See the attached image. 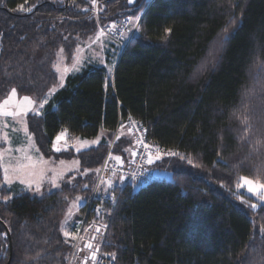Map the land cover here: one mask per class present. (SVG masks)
I'll list each match as a JSON object with an SVG mask.
<instances>
[{
    "label": "trees",
    "instance_id": "1",
    "mask_svg": "<svg viewBox=\"0 0 264 264\" xmlns=\"http://www.w3.org/2000/svg\"><path fill=\"white\" fill-rule=\"evenodd\" d=\"M92 6L93 0H0V101L12 89L43 99L59 85V57L71 65L99 24L139 22L113 74L90 65L69 75L43 117H28L45 159L78 161L80 169L39 197L2 188L0 264H68L67 210L77 197L90 200L114 138V155L128 161L134 141L118 133L129 116L150 140L198 166L179 156L156 161L154 170L171 181L117 188L115 210L93 203L85 228L94 242L102 236L100 247L117 264H259L252 248L264 251V210H252L253 199L242 194V202L236 189L240 176L264 182V0H102L99 24ZM61 133L104 137L89 150L57 153Z\"/></svg>",
    "mask_w": 264,
    "mask_h": 264
},
{
    "label": "rangeland",
    "instance_id": "2",
    "mask_svg": "<svg viewBox=\"0 0 264 264\" xmlns=\"http://www.w3.org/2000/svg\"><path fill=\"white\" fill-rule=\"evenodd\" d=\"M135 24H137L135 19H132ZM99 24V30L94 34L90 39L86 40L85 42L81 43L80 47L76 51L75 58L73 60V63L67 64V61L59 57L57 68H59L58 74L60 76V83L59 85L54 88V92L51 91L46 97L49 101L55 97L57 92H59L61 89L65 87L66 79L69 75L81 73L82 70L87 66H95V67H106L111 68L113 70L118 58L121 56L123 47L120 44L115 43L111 39L107 37V35L104 34V32L100 29L101 25ZM135 27L132 25L129 29V32H133ZM101 32H103V35H101ZM130 36H126L124 38V42L129 40ZM79 69V70H77ZM112 72V71H111ZM110 74V73H109ZM61 78L63 82V87L60 86L61 84ZM25 96L17 95L11 96V93L0 101V106H3V110L7 112L12 111H23L22 116H5L0 115V176L2 175V180H0V193L2 188L8 187L13 188L14 186H19L23 190L29 191L30 194H32L34 197H39L43 194L44 188H47V191L53 192L61 188V182L63 181L66 174L72 173V172H79V169L76 165H78V161H63V163H55L53 160H48L45 162V157L40 152L37 143L35 141L34 136L29 130L28 125V117L30 115L36 116V117H43L45 114L46 106L49 104H46L43 109H39L40 115H35V112L38 110V106L36 105H28L26 101L24 100ZM33 101H42L43 99H38L37 97L33 96H27ZM9 100V104L7 106H4V101ZM125 135V137L131 141H134V149L129 155L128 161L121 158L122 164L129 166L133 159L135 157L132 156V153H137V144L135 142L134 136L131 134V132L123 125L121 129L119 130L118 137H122ZM104 136L99 137L97 140H75L74 138L64 136V138L54 143V151L57 153L62 152H69L74 151L75 153H79L81 151L89 150L90 148L97 147ZM116 137V136H115ZM115 141V138H114ZM113 141V143H114ZM110 144V148L114 146ZM59 148L60 151H56V148ZM110 150V149H109ZM47 160V159H46ZM121 163V162H119ZM159 162H155L151 165V170L154 173V176L157 180L159 179H167L169 181L172 180L170 175H167L164 172H160L157 170H154V166L158 164ZM9 169V179L6 182L5 181V172L4 169ZM13 168H18L19 171L13 172ZM76 169V171H75ZM79 174V173H78ZM164 175H167L166 177ZM55 179L56 184L58 187H53L52 181ZM21 181H24V183H21ZM118 182L120 186H123V181H113ZM240 182V180H239ZM238 182V184H239ZM98 184V180L96 181V186L93 189L92 195L90 200L88 201V204L85 206V208H88L89 203L91 202V199L93 197V194L96 190ZM29 185H31V188H29ZM39 187L40 191L37 192L36 188ZM108 188L106 183H103L99 192L98 197L102 196V192L104 188ZM135 189H138L137 186H135ZM236 193L238 195L243 194L248 197H251L253 199L252 203H257L258 208L260 205L259 197L258 196H252L251 194H248L244 189H236ZM0 202H3V200L0 198ZM82 199L80 200H74L72 203H70V207L67 210L66 213V219L65 223L67 224V229L65 232H69L70 235L67 237L71 240V246L72 251L70 254V258L73 253V249L75 246V239H72L73 236H77V233L74 235L71 234V230L75 229V227L82 221L84 218L83 215H81L80 218L76 217L74 219L73 212L74 207H78L81 204ZM80 204V205H79ZM251 204V203H250ZM84 205V204H83ZM246 208H249L247 205H245ZM80 208V207H79ZM251 208V207H250ZM252 209V208H251ZM256 209V210H257ZM253 210V209H252ZM85 215V214H84ZM105 228V226H102ZM84 231L82 240L79 245V249L76 252L77 256L74 258L72 264H83V261L87 259V264H94V261L91 259V256L93 252L95 251V255L97 254V250L100 248V238L102 236H98V240L95 244H93V249L90 250L88 253L86 252L84 255H86V258L84 259V255L82 256L79 251L80 248L83 245V241L85 236L90 237L93 233L91 231ZM86 233V235H85ZM88 235V236H87ZM94 237L96 238V235L94 234ZM84 252V251H83ZM69 258V259H70Z\"/></svg>",
    "mask_w": 264,
    "mask_h": 264
},
{
    "label": "built area",
    "instance_id": "3",
    "mask_svg": "<svg viewBox=\"0 0 264 264\" xmlns=\"http://www.w3.org/2000/svg\"><path fill=\"white\" fill-rule=\"evenodd\" d=\"M101 1L102 0H95V6H92V9L90 10L88 9V12L92 11L93 15L98 21V24L100 23L99 4ZM137 24L139 25V22ZM131 26L132 24H129V19H125L123 21H115L107 26H101L100 29L104 32L105 35H107L109 39H111L117 44L122 45L124 50L127 48L131 39L137 33L136 28L132 33L129 32ZM128 35L130 36L129 40L127 39V41L124 42V38ZM129 117L125 122H123L122 119H120L119 125H125V127H127V129L134 136L135 142L137 144L136 156L132 161V163L129 166H126L117 162L114 159L115 157L113 152L114 146H112L108 151L105 161L99 170L98 185L93 194L90 205L84 215V218L74 229L75 233H77L76 241H75L76 244L74 246L73 253L71 258L69 259L68 264H72L74 258L77 256L76 252L79 249V245L84 234L87 215L90 212L92 204L95 202H100L102 204L110 206L112 210H115L117 208L118 197L114 193L107 194L103 198L98 197L100 186H102L103 184L102 181H108V180H111L112 182L116 180L121 181L119 178L120 176H123L125 177V179L123 180V186L121 187L122 188L121 190H123L130 185L145 186L156 180L154 173L150 168L151 165H148L146 163L147 155L149 151L155 153L157 148H159L162 152H166L168 150L162 147L161 145L157 144L156 142L150 140L144 125L139 121L135 120L133 117H131L132 119L129 120ZM145 144L148 145V148L144 147ZM170 157L172 156L164 155L162 156V159H166ZM113 173H115V175H113ZM113 197H115L114 201H113ZM99 233L100 232L96 231V234L99 235ZM96 257L97 258L94 261V264H117L116 261L112 259V254L108 253L101 247L97 250Z\"/></svg>",
    "mask_w": 264,
    "mask_h": 264
},
{
    "label": "snow or ice",
    "instance_id": "4",
    "mask_svg": "<svg viewBox=\"0 0 264 264\" xmlns=\"http://www.w3.org/2000/svg\"><path fill=\"white\" fill-rule=\"evenodd\" d=\"M129 3H133V0H128ZM93 6H95V0H93ZM235 18L233 17V19L229 22V26H231L232 24H235ZM129 24H132L137 31H139V25L138 24H135L133 22V20L131 18H129ZM228 31V28L226 27L224 29V32L226 33ZM166 32H171V29H166ZM101 35H103V32H101ZM227 39H230L229 37L225 36V40ZM209 56L210 58H212L213 60L215 59V56L213 53H209ZM79 70V69H77ZM204 70V66L201 65L200 67H198L196 70H195V73H201L203 72ZM57 71H59V68H57ZM109 73H111L112 69L109 68L108 69ZM194 73V74H195ZM61 87H63V82H62V78H61V84H60ZM54 92V90H51ZM252 90L249 89V90H246L245 92V95H249V93L251 92ZM17 95V90L16 89H12L11 91V96H16ZM24 100L26 101V103L30 106L32 105H36L38 106V110L35 112V115H40V112H39V109H43L45 107L46 104L49 103L47 97H45L42 101H33L31 100L29 97L25 96L24 97ZM4 106H7L9 104V100H5L4 102ZM248 107V106H246ZM24 113L23 111H12V112H7V111H4L3 110V106H0V115H5V116H22ZM132 118L129 117V120H131ZM241 124L244 126V131H245V138H247V135L248 133L251 132V124L249 123V118L248 117H244L243 119H241ZM65 134L64 133H61L59 135L56 136V141L59 142L61 141L63 138H64ZM142 142V141H141ZM261 143V140L260 139H257L256 140V144H260ZM145 148H148V145H144ZM56 151H60V149L57 147L56 148ZM164 155H168V156H179V158L181 160H184V159H187V163L192 165L193 167H197L198 165L194 164L193 163V160L191 158H188V157H185L183 155H180V153L178 152H175V151H171V150H168L166 152H162L159 148L156 149L155 153H152L151 151H149L148 155H147V158H146V163L148 165H152L153 163H155L156 161H159L162 159V156ZM132 156L135 157L136 156V153L133 152L132 153ZM114 159L117 161V162H121L122 164V161H121V157L120 156H115ZM63 163V161L61 162ZM13 172H17L19 171L18 168H13L12 169ZM4 172H5V181L7 182L8 179H9V176H8V173H9V169L8 168H5L4 169ZM260 174L264 175V169H261L260 170ZM113 175H115V173H113ZM134 178V177H133ZM121 181H123L125 179V177L123 176H120L119 178ZM240 182L239 184L237 185L238 189H244L248 194H251L252 196H258L259 197V201L261 202L259 207L261 210H264V182L260 181V180H254L250 177H247V176H240ZM21 183H24V181H21ZM102 183H106L107 186L109 188H112V181L111 180H108V181H102ZM52 184H53V187H58V185L56 184L55 182V179H53L52 181ZM85 187H87V185H85ZM29 188H31V185H29ZM36 191L39 192L40 189L39 187L36 188ZM238 198L241 199L242 202H244V199L245 197L241 194V195H238ZM77 200H80V197H77ZM115 200V197H113V201ZM5 202H7V199H5ZM250 207L253 209V210H256L257 207H258V204L257 203H251L250 204ZM97 212H99V209L96 210ZM105 227H107V225H105ZM96 231L97 232H100V228L97 227L96 228ZM64 235L65 237H68L70 235L69 232H64ZM76 237L73 236L72 239H75ZM261 238L264 239V230L261 231ZM92 239L94 240L95 237H92ZM87 248L89 249H92L93 248V245L92 243H88L86 245ZM252 252L255 253V260H258L259 261V264H264V251L260 250V249H257V248H252ZM39 253H37V255L34 257L35 260H39ZM96 255H95V251L93 252L92 256H91V259L93 261L96 260ZM112 259L115 260V254L113 253L112 254ZM84 264H87V261L84 262Z\"/></svg>",
    "mask_w": 264,
    "mask_h": 264
},
{
    "label": "crops",
    "instance_id": "5",
    "mask_svg": "<svg viewBox=\"0 0 264 264\" xmlns=\"http://www.w3.org/2000/svg\"><path fill=\"white\" fill-rule=\"evenodd\" d=\"M117 64V63H116ZM116 64H115V66H114V68H113V70H112V72L110 73V75L111 74H113L114 73V71H115V67H116ZM103 68H106V67H103ZM107 70H108V68H106ZM109 72V71H108ZM60 83V82H59ZM75 140H81V139H75ZM81 152H83V151H81ZM46 161H48V160H46L45 159V162ZM77 167H78V169H80V167H79V163H78V165H76ZM75 171H76V169H75ZM72 173H75V172H72ZM70 174V173H69ZM69 174H66L65 175V177L67 176V175H69ZM167 175H169V174H167ZM167 175H164L165 177L167 176ZM65 177H64V179H63V181L65 180ZM63 181L61 182V184L63 183ZM121 186H120V184L118 183V182H114V183H112V188H104L103 189V192H102V196H104V195H106V194H109V193H113L117 188H120ZM82 199V202H81V204L82 205H80V206H78V207H74V212L72 213L73 214V216H74V219L76 218V217H78V218H80L81 217V215H82V213H81V211L85 208V206L88 204V201H89V198H87V197H82L81 198ZM84 204V205H83ZM80 207V208H79ZM87 231H88V229H87ZM85 235H86V233H85ZM88 236V235H87ZM92 237H94V235L92 234L90 237H86L85 236V238H84V240L85 241H83V245H82V247H81V250H80V254L83 256L84 255V252H89V248H87L86 247V245L90 242V243H92V245L94 244V240L92 239ZM84 251V252H83Z\"/></svg>",
    "mask_w": 264,
    "mask_h": 264
},
{
    "label": "water",
    "instance_id": "6",
    "mask_svg": "<svg viewBox=\"0 0 264 264\" xmlns=\"http://www.w3.org/2000/svg\"><path fill=\"white\" fill-rule=\"evenodd\" d=\"M125 50H126V49H124V50H123V52H122L121 56L123 55V53H124V51H125ZM121 56H120V58H121ZM120 58H119V60H120ZM119 60H118V62H119Z\"/></svg>",
    "mask_w": 264,
    "mask_h": 264
},
{
    "label": "bare ground",
    "instance_id": "7",
    "mask_svg": "<svg viewBox=\"0 0 264 264\" xmlns=\"http://www.w3.org/2000/svg\"><path fill=\"white\" fill-rule=\"evenodd\" d=\"M91 9V8H90ZM134 30V29H133ZM132 33V32H131ZM129 36V35H128ZM131 42V41H130ZM118 64V63H117ZM114 144V143H113ZM134 160V159H133ZM98 185V184H97ZM146 186V185H145Z\"/></svg>",
    "mask_w": 264,
    "mask_h": 264
}]
</instances>
